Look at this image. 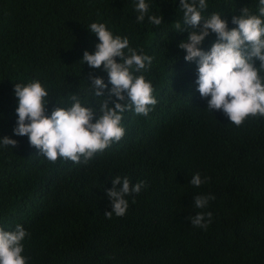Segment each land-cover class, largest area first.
<instances>
[{"label": "trees", "instance_id": "trees-1", "mask_svg": "<svg viewBox=\"0 0 264 264\" xmlns=\"http://www.w3.org/2000/svg\"><path fill=\"white\" fill-rule=\"evenodd\" d=\"M136 3L0 0V139L17 141L15 148L0 143V228L22 225L29 233L22 241L27 264H264V117L237 127L222 111H207L196 90L197 64L178 47L193 31L183 22L180 0H146L143 23ZM206 3L202 17L219 13L229 30L245 7L259 14V0ZM152 15L163 23L151 24ZM92 23L105 24L138 54L153 57L148 71L133 75L151 82L157 104L147 117L126 111L124 137L89 163H52L27 136L14 135V87L39 81L49 92V116L58 105L69 108L73 94L93 108L100 99L116 100L103 67L80 62L100 43L89 31ZM216 39L206 38L202 50ZM90 74L108 85L103 97L89 94ZM197 173L206 181L200 187L190 183ZM115 177L144 187L125 197L123 217L108 219ZM196 196L215 199L198 209ZM201 212L212 213L207 230L189 219Z\"/></svg>", "mask_w": 264, "mask_h": 264}, {"label": "clouds", "instance_id": "clouds-1", "mask_svg": "<svg viewBox=\"0 0 264 264\" xmlns=\"http://www.w3.org/2000/svg\"><path fill=\"white\" fill-rule=\"evenodd\" d=\"M207 7L206 0H180L183 22L193 31L178 47L187 53L184 57L187 62L197 64L196 90L207 100V111H222L231 124L240 127L249 118L264 117V77L260 75L264 72V0H259L258 15L252 14L248 7L240 15H234L232 24L237 27L231 30L219 13L203 18L202 10ZM135 10L138 23H143L149 4L146 0H137ZM148 20L156 26L163 23L161 15L148 16ZM89 29L100 43L96 45L94 54L85 51L80 62L93 69L103 67L112 85L109 97L116 100L100 99L99 107L93 108L82 106L81 98L73 94L69 108L58 105L49 116V92L39 81L15 84L14 87L18 100L14 135L27 136L30 145L52 163L58 160L77 165L89 163L97 153L102 154L124 137L125 129L121 122L126 111L147 117L157 104L151 82L144 75H133V70L148 71L153 57L138 54L130 47L128 38L114 36L103 23H92ZM212 34L217 37L216 41L209 51H203L202 45ZM116 58L121 62L118 63ZM256 61H259V67ZM89 78L92 81L89 94L95 98L103 97L108 85L94 75L90 74ZM0 143L4 147H17V141L7 137L0 139ZM205 182L198 173L190 181L194 187ZM121 184L122 188L117 190L115 186ZM113 185V190L107 193L112 207V211L105 213L108 219L113 213L123 217L129 207L125 197L139 194L144 187L143 182L131 186L127 177H115ZM194 199L196 208L205 209L215 197L196 196ZM206 216L201 212L189 219L193 227L207 230L212 213L208 212ZM27 236L29 233L22 225H17L14 231L0 228V264H27L22 255V241Z\"/></svg>", "mask_w": 264, "mask_h": 264}]
</instances>
